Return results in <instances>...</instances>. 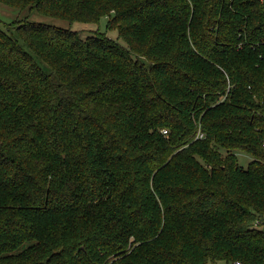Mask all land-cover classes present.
Here are the masks:
<instances>
[{"label":"trees","instance_id":"16d2710c","mask_svg":"<svg viewBox=\"0 0 264 264\" xmlns=\"http://www.w3.org/2000/svg\"><path fill=\"white\" fill-rule=\"evenodd\" d=\"M0 2V264H264V0Z\"/></svg>","mask_w":264,"mask_h":264},{"label":"rangeland","instance_id":"374dc122","mask_svg":"<svg viewBox=\"0 0 264 264\" xmlns=\"http://www.w3.org/2000/svg\"><path fill=\"white\" fill-rule=\"evenodd\" d=\"M25 17H27L28 20L32 22L48 23L69 29H81V30L91 31L100 28V30L106 31V27H107V18H102L99 25H93L82 22L70 23L69 21L64 19H57L50 16L40 15L37 12L30 13L28 10L21 11L19 9L12 8L0 2V25H2L3 23L10 22L14 19H22ZM108 35H110L113 38L117 37L116 31H108ZM237 153H238V159L240 165L246 167L248 165V162L251 160L250 155L245 152H237Z\"/></svg>","mask_w":264,"mask_h":264},{"label":"built area","instance_id":"2783aa9c","mask_svg":"<svg viewBox=\"0 0 264 264\" xmlns=\"http://www.w3.org/2000/svg\"><path fill=\"white\" fill-rule=\"evenodd\" d=\"M197 137L202 138L203 137V133H198Z\"/></svg>","mask_w":264,"mask_h":264}]
</instances>
